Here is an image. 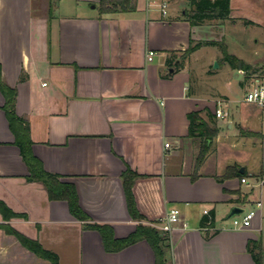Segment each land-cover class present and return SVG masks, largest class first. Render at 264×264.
<instances>
[{
  "label": "crops",
  "instance_id": "0c3cea01",
  "mask_svg": "<svg viewBox=\"0 0 264 264\" xmlns=\"http://www.w3.org/2000/svg\"><path fill=\"white\" fill-rule=\"evenodd\" d=\"M99 1L0 0L2 75L17 89L16 111L28 121L33 152L46 169L75 183L91 220L111 223L116 236L137 223L122 172L129 164L141 173L133 191L143 214L161 220L172 207L180 209L167 232V264H256L249 242L264 252V110L245 92L253 77L264 75L263 54L232 52L226 44L235 63L222 50L199 66L204 45L185 58L182 51L191 38L220 39L201 29L211 19L193 24L185 9L179 14L177 0H169L167 14L149 0L114 11H102ZM223 58L242 74L239 98L213 80L207 91L191 80V64L212 77L218 71L212 62L221 65ZM5 101L0 88V198L26 215L5 219L0 211V223L38 238L63 264H155L147 239L106 250L100 231L84 228L66 199L50 198L43 182L28 179ZM192 110L219 126L198 166L203 139L190 134ZM232 164L246 174L219 180ZM234 205L243 207L241 214L256 209L250 225H234ZM205 208L215 211L211 228L204 227ZM0 264L52 263L0 225Z\"/></svg>",
  "mask_w": 264,
  "mask_h": 264
},
{
  "label": "trees",
  "instance_id": "16d2710c",
  "mask_svg": "<svg viewBox=\"0 0 264 264\" xmlns=\"http://www.w3.org/2000/svg\"><path fill=\"white\" fill-rule=\"evenodd\" d=\"M189 7L185 9V15L193 24L201 23L207 19L219 18L223 19L230 16L231 0H188ZM99 7L102 11L114 10H130L136 7L135 0H100ZM204 44H219L225 54V57L230 62L235 63L236 55L228 53L227 45L224 41L217 39H194L191 38L190 44L183 49L182 57H187L198 47ZM250 64L244 65L245 68H250ZM0 88L6 96L4 107L6 109L10 125L16 133V143L21 148V153L26 161L29 174L28 179L39 180L44 183L48 190L50 198H64L68 201L71 212L83 221L84 228H94L100 231L104 247L108 251H117L126 246L135 243L141 239H147L155 252V264H167V253L170 249V241L167 233H163L162 229L156 224L159 219L150 220L143 214L136 203L133 185L135 179L141 175L133 169L129 164L122 172V179L126 191L127 203L132 217L137 221L133 231L125 236H116L114 226L108 222L92 221L91 216L84 210L80 204L78 190L74 182L61 179V174L53 172L45 168L42 160L32 150V138L30 135V126L28 121L19 115L16 111L17 89L8 84L2 75V66L0 64ZM210 116L211 113H209ZM190 119V134L198 133L203 141L200 150L196 157V165H200L206 157L212 140L219 131V126L215 121L212 123L203 118L199 110H192L188 113ZM246 172H241L237 165H228L225 172L218 176L219 180L225 177L241 175ZM195 178V176H192ZM0 211L5 219H9L16 215H26L23 212L15 211L7 202L0 198ZM211 223H214L215 211L210 210V214H205L203 223L211 218ZM8 232L14 233L28 248L36 252L38 255L48 258L52 264H63L59 254L42 244L38 238H32L20 230L13 227L8 222L0 223ZM249 250L252 252L256 264H264V252L259 242L250 240Z\"/></svg>",
  "mask_w": 264,
  "mask_h": 264
},
{
  "label": "rangeland",
  "instance_id": "374dc122",
  "mask_svg": "<svg viewBox=\"0 0 264 264\" xmlns=\"http://www.w3.org/2000/svg\"><path fill=\"white\" fill-rule=\"evenodd\" d=\"M176 5L179 14L181 10L189 7L188 0H177ZM233 6L236 17H226L221 22H218L219 19L207 20L210 24H203L201 29L210 37L220 38L219 40L228 44V49L232 52L254 56L263 54L264 56V0H234ZM245 16L257 19V22H252ZM257 37L259 41L256 40ZM217 52L222 54V47L219 44H204V47L196 54L198 57L202 56V59L198 61L199 66L201 62L207 61L210 55ZM217 68L218 71L212 77H204L199 68L191 64V80L197 83V89L202 88L207 91L206 87L209 85L207 82L213 80L221 91L228 92L232 98L241 97L243 89L238 80L242 74L236 68L233 69L227 60L222 61L221 65L218 64ZM228 79L231 81L230 84L227 82Z\"/></svg>",
  "mask_w": 264,
  "mask_h": 264
},
{
  "label": "built area",
  "instance_id": "2783aa9c",
  "mask_svg": "<svg viewBox=\"0 0 264 264\" xmlns=\"http://www.w3.org/2000/svg\"><path fill=\"white\" fill-rule=\"evenodd\" d=\"M149 0V3H155L158 4L159 8L161 9L163 14L168 13V7H169V0ZM245 98L251 101H254L258 103L264 110V75H257L253 77V79L250 81V85L246 89L245 92ZM216 113L218 116L224 115V109L221 107H217ZM170 143L166 142V146H169ZM242 181H247V177H242ZM262 202L258 201V204L260 205ZM205 214H210V209L205 208L204 209ZM256 214V209L252 208L246 211L245 213L235 214L232 216L234 225L238 227H244L248 226L252 223V219L254 215ZM180 219V209L176 206L172 207L166 216L158 222L159 227L162 229L163 233H167L172 228V223L175 221H178ZM211 218L206 220V223H204L205 228H211L213 227V224L211 223Z\"/></svg>",
  "mask_w": 264,
  "mask_h": 264
},
{
  "label": "water",
  "instance_id": "95a60500",
  "mask_svg": "<svg viewBox=\"0 0 264 264\" xmlns=\"http://www.w3.org/2000/svg\"><path fill=\"white\" fill-rule=\"evenodd\" d=\"M218 60H215V63H214V67H217L218 66ZM237 64L239 65V66H241V61L240 60H238L237 61ZM171 70H172V68H171ZM243 169H244V167H241V171H243ZM243 210V207L242 206H240V205H234L233 207H232V209L230 210V212H229V216H233V215H235V214H238V213H240L241 211Z\"/></svg>",
  "mask_w": 264,
  "mask_h": 264
}]
</instances>
